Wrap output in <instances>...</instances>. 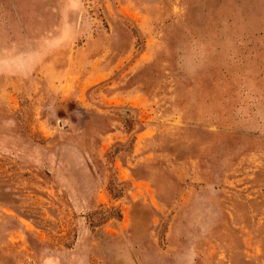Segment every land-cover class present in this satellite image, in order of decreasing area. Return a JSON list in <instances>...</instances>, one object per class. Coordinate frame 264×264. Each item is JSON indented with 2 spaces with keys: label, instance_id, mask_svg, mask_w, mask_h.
I'll return each mask as SVG.
<instances>
[{
  "label": "rangeland",
  "instance_id": "rangeland-1",
  "mask_svg": "<svg viewBox=\"0 0 264 264\" xmlns=\"http://www.w3.org/2000/svg\"><path fill=\"white\" fill-rule=\"evenodd\" d=\"M0 264H264V0H0Z\"/></svg>",
  "mask_w": 264,
  "mask_h": 264
}]
</instances>
